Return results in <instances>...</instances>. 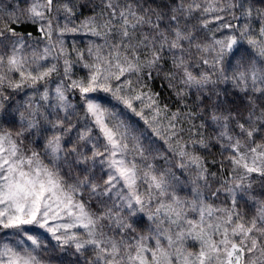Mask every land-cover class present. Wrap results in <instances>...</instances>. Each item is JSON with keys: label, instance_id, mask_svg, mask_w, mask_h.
Here are the masks:
<instances>
[{"label": "snow or ice", "instance_id": "6c2138e0", "mask_svg": "<svg viewBox=\"0 0 264 264\" xmlns=\"http://www.w3.org/2000/svg\"><path fill=\"white\" fill-rule=\"evenodd\" d=\"M0 264H264V0H0Z\"/></svg>", "mask_w": 264, "mask_h": 264}]
</instances>
